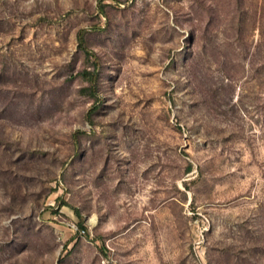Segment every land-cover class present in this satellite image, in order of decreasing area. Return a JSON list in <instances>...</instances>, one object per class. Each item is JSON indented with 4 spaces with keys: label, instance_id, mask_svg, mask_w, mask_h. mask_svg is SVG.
<instances>
[{
    "label": "rangeland",
    "instance_id": "1",
    "mask_svg": "<svg viewBox=\"0 0 264 264\" xmlns=\"http://www.w3.org/2000/svg\"><path fill=\"white\" fill-rule=\"evenodd\" d=\"M0 264H264V0H0Z\"/></svg>",
    "mask_w": 264,
    "mask_h": 264
},
{
    "label": "trees",
    "instance_id": "2",
    "mask_svg": "<svg viewBox=\"0 0 264 264\" xmlns=\"http://www.w3.org/2000/svg\"><path fill=\"white\" fill-rule=\"evenodd\" d=\"M85 36H86V31L85 30H80V32L78 34L79 45L82 48V50L86 51L87 53H90L87 50V43H86ZM85 75L86 76L88 75L87 79H89L92 82V84H94V81L96 80V78L93 77V73L86 72Z\"/></svg>",
    "mask_w": 264,
    "mask_h": 264
}]
</instances>
